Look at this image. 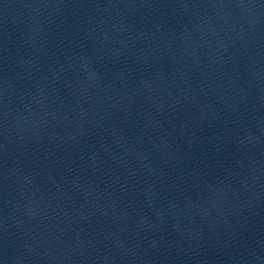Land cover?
Masks as SVG:
<instances>
[{
	"label": "water",
	"instance_id": "95a60500",
	"mask_svg": "<svg viewBox=\"0 0 264 264\" xmlns=\"http://www.w3.org/2000/svg\"><path fill=\"white\" fill-rule=\"evenodd\" d=\"M0 264H264V0H0Z\"/></svg>",
	"mask_w": 264,
	"mask_h": 264
}]
</instances>
